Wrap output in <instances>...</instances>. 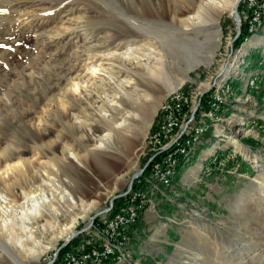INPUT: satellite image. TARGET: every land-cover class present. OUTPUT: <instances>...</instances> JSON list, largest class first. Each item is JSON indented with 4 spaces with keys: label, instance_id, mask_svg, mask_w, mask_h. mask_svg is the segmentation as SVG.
<instances>
[{
    "label": "rangeland",
    "instance_id": "rangeland-1",
    "mask_svg": "<svg viewBox=\"0 0 264 264\" xmlns=\"http://www.w3.org/2000/svg\"><path fill=\"white\" fill-rule=\"evenodd\" d=\"M19 1L21 4L15 6V9H11L7 3L0 4V150H17L24 160L32 159V134L36 129L33 130L31 125L40 122L38 124L41 130H45L54 121L55 127L51 129L53 134L46 141L54 140L57 135H66L63 144L70 148L75 147L74 151L78 152L80 157L86 158V162L76 165L64 157L61 176L71 180L77 188L83 187L86 193L93 191L92 196L89 195L85 199L95 203V207L85 218H80L73 229L57 240L55 236L60 234L61 228L69 220L66 218V223L50 221L54 224L53 227L50 230L48 228L44 236L36 238L43 247L49 246V249L39 254L36 260L27 259V254L21 253L20 262L11 261V264H49L54 261L57 250L68 237L87 229L97 216L91 230L73 240L71 248L79 238L90 235L95 227L99 226V221L109 216L118 203L124 204L134 191H137L134 189L125 200L118 198L127 193L133 177L149 164L142 176L144 177L152 162L157 159L155 157H158V152L154 151L150 137L158 122L160 106L173 91L169 92L163 83H156L153 86L157 93L145 96L146 89L142 87L143 94H137L130 102L132 105L129 104L126 108V112L130 113V122L123 133L124 136H121L116 145L111 143L104 154L93 151L92 147H85L87 139L93 137L88 128L87 131L83 130L76 135L80 140L78 143L68 130L60 134V118L57 117L52 102L53 97L62 93L60 88L65 86L61 77L66 70L71 69L70 67H75L77 73H81L86 58L92 53L107 55L115 50L120 52L124 45L110 44L104 27H107L109 19L112 20L114 16L123 19L124 14L115 9L116 1L111 0ZM245 1L239 7V14L246 31ZM13 10L15 12H12ZM233 12L226 11L221 16L217 25L219 38L201 44L199 56L203 63L188 70L183 76L175 74V69L170 77L177 91L198 93L197 122L205 118L202 114L209 109L211 102H217L216 112L224 105V117L219 133L224 140V146L221 148L224 147L225 154L217 160V168L225 172L221 175V182L227 185L228 190L218 194L211 202L206 198L196 201L193 217L187 224L181 240L177 242L173 256L165 264H264V101H253L243 87L237 86L234 90L232 85L228 86L230 81L234 82L242 73L246 74L254 58L251 53L255 50L249 48L252 34L248 36L246 32L247 35L243 38L242 31L237 37L238 29ZM18 13L25 16L20 17ZM163 31L173 40L175 37H181L173 30L172 33L169 31L171 34L167 29ZM40 34L55 40L48 43V40L42 38L43 35L38 36ZM173 34L176 35L172 36ZM59 36L61 38L58 39ZM148 36L153 39L150 42H153L156 38L159 40V37H163V34ZM147 42L149 40L143 41ZM143 43L140 41L138 44ZM88 47L90 51L85 49ZM232 65L236 66V70L225 79V73ZM209 81L211 86L205 88L204 84ZM256 82L255 78L249 86L254 91H258ZM215 83L217 86L214 88ZM57 85L60 86L59 89ZM226 87L230 89L225 94L224 101L222 91H226ZM204 105H207V110L203 109ZM50 108L54 111L52 116H48L52 112H48ZM80 118L87 124L92 123L81 114ZM97 125L101 131L96 133V136L101 137L105 131L100 123ZM186 135L187 133L184 134ZM226 143L231 146L226 148ZM61 152L60 149L58 156ZM43 156L40 162L47 161ZM241 160L244 161V167L237 166ZM15 161L16 159L12 162ZM98 163H106L109 167L108 173L101 171ZM210 163L211 159L205 164ZM195 165L193 161L188 169ZM246 166H251V170L247 171ZM242 168L246 170L241 171ZM241 175H244L242 181ZM142 177L134 180V188ZM242 200L246 202L238 208ZM147 203L148 198L145 201L146 206ZM75 213L81 214L79 211ZM66 251L68 252V249ZM66 251L58 256L54 264L60 262Z\"/></svg>",
    "mask_w": 264,
    "mask_h": 264
},
{
    "label": "bare ground",
    "instance_id": "bare-ground-1",
    "mask_svg": "<svg viewBox=\"0 0 264 264\" xmlns=\"http://www.w3.org/2000/svg\"><path fill=\"white\" fill-rule=\"evenodd\" d=\"M111 1H116L114 7L124 14V18L120 19L114 16L112 20L109 19L104 31L108 35L107 39L110 40V44L118 43L119 46L124 45V48L120 52L115 50L107 55L92 53L86 58L81 73H77L75 67L66 70L61 77L65 81V86L60 88L57 85L59 86L57 89L60 88L62 93L53 97L52 102L54 111L60 118L61 124L58 125L61 126L60 134L62 131L68 130L74 137V141L77 142L80 140L76 138V135L83 130L87 131L86 128H88V132H92L91 136L93 135V137L87 139L85 147H92L93 151L97 150L102 154L106 152L111 143L116 145L120 142L121 136H124L123 133L126 132L128 122H130V113L126 112V108L129 107L128 105L131 104L130 102L134 100L135 96L142 92V87L146 89L145 96L155 95L157 89L153 85L163 83L169 92H177V100H184L185 92L177 91L171 83L170 77L173 75V70L176 69L175 74L178 76H183L188 70L203 63L199 56L201 44L219 38L217 25L221 16L226 11L233 12L234 10L235 14L240 0ZM257 2L258 0H246L244 4L247 12L245 19L248 36L259 29L264 18L263 13L262 19L257 25L254 23L253 7ZM2 3H7L11 9H15V6L21 4L19 0H0V4ZM9 13L11 14V11ZM18 14L20 17L25 16ZM11 20L13 19L11 18ZM163 29H167L168 33L173 30L184 40L181 37L171 39L166 36L167 32ZM148 34L156 36L163 34V37L150 42L153 39ZM44 39L48 40V43L55 40L51 37L50 39L44 37ZM146 40L149 42L143 43ZM140 41L143 44H138ZM85 49L90 51L89 47ZM234 70H236V66L232 65V68L230 67L225 73L224 78L226 79ZM210 86V81L204 84L205 88ZM172 94L164 100L161 106H167V100H172ZM197 99L198 93L186 92L185 100L180 102L179 109L171 115V126L173 127H170L163 137L152 142L154 151L158 152L160 158L152 162L150 170H148L147 181L156 176L158 167L168 166V159L172 156V147L170 146H175L177 143L178 148L173 149L175 158L172 169L161 174V179L156 182L165 183L172 179L177 172L181 158L187 157L190 150L201 139L205 132V125L200 124L196 119L199 106ZM68 106L70 107L68 108ZM161 106L159 119H167L168 110H161ZM217 106V102H211L209 109L204 111L202 117L215 118ZM51 111L52 109L48 112ZM54 111L48 116H52ZM80 114L92 123L87 124L86 121H82ZM38 123L37 125L31 123L34 129L31 128L36 129L32 134L34 140L32 159L24 160L17 150L9 148L0 150V264H11V261L20 262L21 253H26L27 259L36 260L39 254L49 249V246L43 247L36 238L44 236L48 228L50 230L53 227L54 224L50 221L60 223L65 222L66 218L69 220L61 228L60 234L55 236L57 240L63 237L67 231L73 229L79 219L85 218L95 207L94 202H87L85 199L89 195L92 196L93 191L86 193L83 187L77 188L71 180L61 176L64 157L76 165L83 161L86 162V158L80 157L78 152L74 151V146H72L74 148H70L63 144L66 135H57L54 140L46 141L53 134L51 129L55 124L54 121L48 129L44 128L45 130H41ZM99 123L102 125V130L105 131L101 137L96 136V133L101 131L97 125ZM186 133L187 135L184 136ZM60 149L62 152L58 156ZM42 155L47 161L40 162ZM14 159L16 161L12 162ZM102 164L98 163L101 171L108 173L109 167L106 166V163ZM57 167L60 168L57 169ZM142 198L144 195L141 190L134 191L130 199L119 207L114 216L104 220L96 230V238L100 241L103 250H112V248L113 250H123V261L128 260L124 251L127 236L124 239H119V229H112L109 234V228L115 222L120 221L128 209H130V213H138L139 219L146 204H141L140 210L139 205L135 204ZM245 202V200L240 201L237 207L240 208ZM75 211H79L81 214H77ZM82 250L83 247L76 252L72 250L66 252L64 262L69 257H77V254ZM110 261L120 262L117 259H109L106 262Z\"/></svg>",
    "mask_w": 264,
    "mask_h": 264
},
{
    "label": "crops",
    "instance_id": "crops-1",
    "mask_svg": "<svg viewBox=\"0 0 264 264\" xmlns=\"http://www.w3.org/2000/svg\"><path fill=\"white\" fill-rule=\"evenodd\" d=\"M250 37L249 48L255 49L251 53V55H254L252 65L248 68L246 74L242 73V76L236 81H230L228 86L232 85L234 90L237 86L243 87L248 92V96L251 99L253 98V101L256 100L261 103L264 101V18L261 27ZM255 78L258 91H254L249 87L250 82ZM226 89V91H222L223 99L230 87H226ZM203 109L207 110V105H204ZM223 109L224 105H221L214 115L215 118H212L213 120L205 118L199 121V123L205 125V133L196 146L190 150L189 155L181 158L177 172L172 179L165 183L155 182L153 189L149 185L150 181H147L148 173L139 181L136 189L141 190L143 194L145 190L147 191L148 203L138 222L128 230L124 251L129 258L126 261H110L104 264L167 263L173 256L177 242L181 240L182 235L185 233L187 224L193 217V208L196 206V201L199 202L206 198L211 202L218 194L228 190L227 185L221 182V175L225 172L219 171L217 168L219 162L217 160L222 157V154H225L223 153L224 147L221 148V146H224V140L219 133L222 126V117H224ZM228 146L231 145L226 143L225 147ZM249 149L252 148L249 147ZM197 156L198 160H196ZM209 159H211L210 165L205 164ZM193 161L196 165L191 168L193 170L191 172L188 167ZM238 163V167H241V165L244 167V161L241 160ZM250 168L252 167L246 166L247 171L251 170ZM246 169L242 168L241 171ZM243 177L244 175L240 176L241 181ZM122 204L123 202L118 203L116 209ZM114 212L99 221L100 223L97 224L99 226L95 227L90 235L79 238L68 251L76 252L85 246L90 249L100 244L95 232L104 220L109 219ZM63 262L64 255L58 264H63Z\"/></svg>",
    "mask_w": 264,
    "mask_h": 264
},
{
    "label": "built area",
    "instance_id": "built-area-1",
    "mask_svg": "<svg viewBox=\"0 0 264 264\" xmlns=\"http://www.w3.org/2000/svg\"><path fill=\"white\" fill-rule=\"evenodd\" d=\"M254 10V23H257L262 19L264 13V0H258L257 4L253 7ZM186 94V92H185ZM184 94V100H185ZM184 100H177V92L172 94V100H167V106H161V110H168V118L167 119H159L154 127L150 142H154L158 138H161L168 132V129L171 126V115L175 113L176 110L180 107V102ZM172 147V156L168 159V166L158 167L156 176L151 177L150 184L153 189V184L159 179H161V174L166 173L169 169H172L173 159V149L178 148L177 143ZM182 151V148H181ZM160 158L159 157H155ZM147 191L144 192V198L140 200L137 204L139 205V210L141 208V204H145V200L147 198ZM138 222V213H130V209L127 210V213L120 220L115 222L111 228H109V234H111L112 229H119V239H124L128 236V230L134 226ZM117 241V240H116ZM109 259H117V261H123V250H103L100 244L93 246L90 249H87L86 246L83 248L82 252L77 254V257H69L68 260L64 264H104Z\"/></svg>",
    "mask_w": 264,
    "mask_h": 264
},
{
    "label": "water",
    "instance_id": "water-1",
    "mask_svg": "<svg viewBox=\"0 0 264 264\" xmlns=\"http://www.w3.org/2000/svg\"><path fill=\"white\" fill-rule=\"evenodd\" d=\"M243 2H244V0H240V1H239V3L237 4V7H236V9H235V14H234L235 21H236V24H237V29H238V31H237V37H239V36L242 34V31H243V22H242L241 15L239 14V7H240V5H241ZM237 37H236V38H237ZM216 83H217V82H216ZM216 83H215V85H214V88L216 87ZM150 162H151V161H150ZM148 166H149V164L146 166V168H147ZM146 168H145L144 170H142L139 174H137V175H135V176L133 177V180H132V182H131V184H130V187H129L127 193H126L125 195L119 196L118 198H120L121 200H125L126 198H128V196H129V195L132 193V191L134 190V187H133V182H134V180H136L138 177H142L143 174H144V172H145V170H146ZM111 206H112V208L114 207V203H113V201H112V203H111ZM96 218H97V216H95V217L93 218L92 224H91L87 229H85V230H83V231H80V232H76V233L74 234V236H72L68 241L64 242V244H63V245L57 250V252H56V254H55V259H54V261L51 262V263H49V264H54V263H55V260L58 258V256H59L62 252L66 251L67 249L70 248V245H71V243L73 242V240H75V239L78 238L79 236L85 234L86 232H89V231L91 230L92 225H93V223H94V221H95Z\"/></svg>",
    "mask_w": 264,
    "mask_h": 264
},
{
    "label": "trees",
    "instance_id": "trees-1",
    "mask_svg": "<svg viewBox=\"0 0 264 264\" xmlns=\"http://www.w3.org/2000/svg\"><path fill=\"white\" fill-rule=\"evenodd\" d=\"M246 31H245V26L243 27V38L244 37H246ZM243 38H241L242 40H243ZM151 166V165H150ZM150 170V169H149ZM143 178V177H142ZM136 187H137V183H136ZM136 187L134 188V189H136ZM116 209V206L113 208V211L112 212H114V210ZM117 210V209H116Z\"/></svg>",
    "mask_w": 264,
    "mask_h": 264
}]
</instances>
